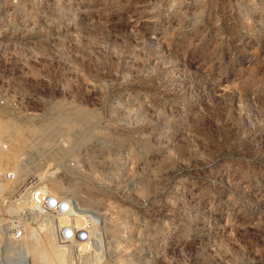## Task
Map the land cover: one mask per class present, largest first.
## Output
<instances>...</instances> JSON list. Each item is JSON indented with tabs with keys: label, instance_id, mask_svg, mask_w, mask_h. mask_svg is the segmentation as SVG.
Instances as JSON below:
<instances>
[{
	"label": "rangeland",
	"instance_id": "1",
	"mask_svg": "<svg viewBox=\"0 0 264 264\" xmlns=\"http://www.w3.org/2000/svg\"><path fill=\"white\" fill-rule=\"evenodd\" d=\"M0 98L96 233L30 264H264V0H0Z\"/></svg>",
	"mask_w": 264,
	"mask_h": 264
},
{
	"label": "built area",
	"instance_id": "2",
	"mask_svg": "<svg viewBox=\"0 0 264 264\" xmlns=\"http://www.w3.org/2000/svg\"><path fill=\"white\" fill-rule=\"evenodd\" d=\"M4 104L16 107L13 100L0 98V105ZM11 143L6 137H0V205L10 215L4 223L0 239V264L21 262L25 255L23 239L27 224L33 217L29 212L40 209L47 211L55 220L52 224L55 242L69 258V252L79 241L85 240L89 234H96L93 221L82 218L77 222L76 218L80 215L77 212L79 205L73 194L56 191L48 181L39 182L34 175L25 174L23 166L33 158L32 153L21 152ZM60 218H63V222H59ZM80 232L82 234L79 236ZM87 255L89 256L88 253ZM75 258L76 256L73 259Z\"/></svg>",
	"mask_w": 264,
	"mask_h": 264
},
{
	"label": "bare ground",
	"instance_id": "3",
	"mask_svg": "<svg viewBox=\"0 0 264 264\" xmlns=\"http://www.w3.org/2000/svg\"><path fill=\"white\" fill-rule=\"evenodd\" d=\"M81 116V115H80ZM81 119V118H80ZM60 120V119H59ZM82 120V119H81ZM73 121V120H72ZM81 122V121H80ZM62 123L65 125V127L66 128H69L70 127V125H71V120H68L67 118H63L62 119ZM7 124V123H6ZM5 123H4V125H6ZM9 124V123H8ZM12 125V124H11ZM7 126V125H6ZM10 126V125H9ZM8 126V127H9ZM5 127V126H4ZM4 127H1L0 126V135H1V133L3 134V132L5 133V131H6V129L8 128H4ZM11 127V126H10ZM9 127V129H7V130H9V132L10 131H12V130H14L12 127H14V125L10 128ZM64 127V128H65ZM34 129H36V128H34ZM5 130V131H4ZM17 130V129H16ZM15 130V131H16ZM38 130V132L41 130L40 128H38L37 129ZM36 130V131H37ZM19 131V130H18ZM36 131H32V134H34V133H36ZM13 132V131H12ZM7 133H8V131H7ZM11 133V132H10ZM17 133V132H16ZM18 135V134H17ZM15 136V135H14ZM42 138H44V137H42ZM38 161L37 160H34L33 158L32 159H30V162H28L27 164H25V166H23V171H24V173L25 174H30V175H34V173L36 172V170H38ZM54 171V170H53ZM53 171H50V172H53ZM38 178H40V179H42V180H45V175H43V174H39V176H38ZM41 210V209H40ZM41 211H44V210H41ZM8 214H9V211L7 210V209H5L2 205H0V221L1 220H3V219H5V220H3L2 222H0V239H1V237H2V232L4 231V223L8 220V218H9V216H8ZM28 226H27V229H26V235H25V237H24V239H23V246H24V250H25V255L24 256H22V258H21V262L19 263V264H30L31 263V260H32V255H31V251L29 250V249H27V248H29V245H31V244H28L27 243V239L30 237L29 235H28V233H29V230L32 228V226H31V221H29L28 222V224H27ZM35 247L33 244L31 245V247Z\"/></svg>",
	"mask_w": 264,
	"mask_h": 264
}]
</instances>
